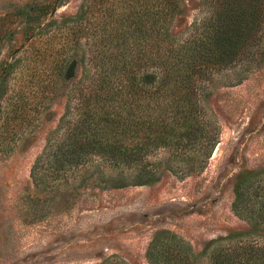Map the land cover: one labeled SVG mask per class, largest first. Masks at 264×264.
Listing matches in <instances>:
<instances>
[{
  "label": "rangeland",
  "instance_id": "obj_1",
  "mask_svg": "<svg viewBox=\"0 0 264 264\" xmlns=\"http://www.w3.org/2000/svg\"><path fill=\"white\" fill-rule=\"evenodd\" d=\"M85 2L0 0V264H151V258L162 264L177 244L189 255H207L219 240L251 231L233 204L238 180L264 170V65L218 76L201 98L220 131L202 171L181 172L188 171L184 159L158 152L148 159L155 170L148 184L116 187L134 171L100 160L67 183L32 178L75 84L84 79L72 29ZM88 2L94 17L106 11L100 1ZM47 6L48 15L36 20ZM207 11L205 0H184L172 37L184 39ZM51 45L68 48L63 73L40 65L43 72L34 76L32 57ZM40 79L57 82L54 94L41 95Z\"/></svg>",
  "mask_w": 264,
  "mask_h": 264
},
{
  "label": "trees",
  "instance_id": "obj_2",
  "mask_svg": "<svg viewBox=\"0 0 264 264\" xmlns=\"http://www.w3.org/2000/svg\"><path fill=\"white\" fill-rule=\"evenodd\" d=\"M98 1L106 7L101 16L92 15L94 5L86 0L75 20L73 42L82 52L84 79L75 84L32 178L67 183L100 160L134 171L130 182L116 187L148 184L155 180L148 159L158 152L184 159L181 167L188 171L181 172L202 171L220 131L205 116L201 98L218 76L264 65V0H205L206 16L182 40L172 37L170 25L184 0ZM47 8L36 20L48 15ZM66 52L54 45L38 50L31 59L34 76L43 72L40 65L61 75ZM57 88L56 81L40 79L44 98ZM235 195L233 209L251 231L230 234L207 255H189L177 244L178 252L162 264H264V170L243 175ZM151 264L158 262L151 258Z\"/></svg>",
  "mask_w": 264,
  "mask_h": 264
}]
</instances>
